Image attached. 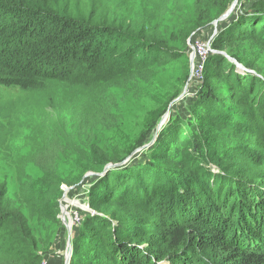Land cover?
Wrapping results in <instances>:
<instances>
[{"label":"trees","instance_id":"obj_1","mask_svg":"<svg viewBox=\"0 0 264 264\" xmlns=\"http://www.w3.org/2000/svg\"><path fill=\"white\" fill-rule=\"evenodd\" d=\"M231 1L0 0V89L31 98L0 123L6 135L15 128L8 159L0 149V264L40 263L37 250L55 244L61 225L60 187L72 183L64 165H85L88 154L111 162L96 132L122 120L115 90L188 59V37ZM173 15L193 17L178 50L162 31ZM243 44L264 52V0L219 22L212 41L255 73L213 53L204 67L209 90L187 106L190 119L172 113L146 161L92 176L84 191L95 215L80 212L71 264H264V76L241 55ZM80 238L85 251L74 261Z\"/></svg>","mask_w":264,"mask_h":264},{"label":"rangeland","instance_id":"obj_2","mask_svg":"<svg viewBox=\"0 0 264 264\" xmlns=\"http://www.w3.org/2000/svg\"><path fill=\"white\" fill-rule=\"evenodd\" d=\"M247 1L248 0H237L231 14L243 11ZM233 2L234 0L231 1L230 5ZM221 16L222 15L219 17ZM163 21V33H166L170 37L171 47L173 46L178 50L182 44V34H180L179 31L182 30L184 26L192 24L193 17L188 15L186 21L178 22L175 19V15H173L172 17H166ZM213 21L214 20H212L210 26L204 29L199 35L194 34L193 32L186 40L188 59L178 58L173 61L170 60L166 63H162L163 65H156L153 74L149 79L145 81L136 80L135 83L133 82L128 86L126 91H121L120 89L115 90V93L119 97V106L121 108L120 115H122V120L116 127L108 130L109 132L107 133L96 132V137L104 136L103 145L101 146L103 147L104 153H106V157L111 158V162L108 164L114 165L120 162L123 164L118 167H126L141 163L144 160L146 161V150L155 145L159 134L158 132L163 125L164 127L166 126L168 120L171 119L169 116L172 113L173 115H178L174 118H180L182 121L190 119L191 113L190 109H186L187 106L191 101L200 96L203 87H205V90H209V87L204 85L206 83V73L204 68L206 61L216 53H225L224 51H215L212 48V41L216 35V33L215 35L212 34ZM194 35H197V37H194L193 40H190V43H188V40L190 38L192 39V36ZM190 46L193 49L194 57L190 53ZM243 46L244 47H241L240 49L241 55L246 61L255 64V66L261 71V75L257 72L256 73L263 77L264 52L259 51L255 46L252 47V45L248 46L243 44ZM225 54L229 56L227 53ZM237 63L246 69L242 63L238 61ZM30 99L31 98L24 91L19 93L12 91L8 93L0 89V123L3 122L5 117L12 118L13 115L17 114L16 111L22 109ZM170 108L172 109L170 110ZM166 115H168V117ZM163 117H167V120L157 131V126ZM16 126L19 128L18 124ZM14 132L15 128L10 130L9 135H6V131L2 130V127L0 130V133H2L3 136L0 139V149L3 150L4 153H2V155H4L6 159H8L6 153L12 142V137L10 135H13ZM165 142H168V139L162 138L159 148L165 145ZM142 143L143 145L139 146ZM84 164L85 165H78L76 163L65 164L63 170V175L69 177L72 183L69 184L71 186L68 184L61 185L60 190L62 191V196L59 200V205L61 204L62 206L64 219L65 222H67L68 228L70 227V220L65 211H68L71 216L72 225L71 228H69V234H71V236L74 229L80 228V233L84 230L83 224L85 221L83 222L84 215L80 213L81 211L95 215V211H93L88 205V192L86 193L84 190L88 183L90 184L93 182L94 177L92 178V176L100 174L97 173L99 172L98 170L102 167L104 169V167L108 165H101L100 163L96 164L95 161L91 160V155L89 154L88 161ZM1 166L5 167V164H2ZM2 167H0V171L3 169ZM26 173L33 176L34 179L39 177V171L31 165L26 168ZM0 175L3 176L1 172ZM90 178H92V180L88 181L87 179ZM8 181V186L12 185L13 188H15L14 183H12L14 180L11 176ZM71 201H73L74 204ZM84 206L88 207L91 212L84 210ZM58 215L61 224L59 225V229H61L62 226L63 232L58 233V229L55 239L56 229L52 227L54 232L53 235L51 234V240L55 239L56 246H54V244L50 246L41 245L39 247L37 253L42 255L39 264H65L67 242L70 240L71 244L72 237L70 236L69 239L66 227L62 223L60 207ZM78 242L81 244L79 245L81 247L79 252L80 255L77 258L74 256V261L83 256V252L85 251L86 239L80 238ZM70 254L71 262L72 256L75 255L74 251L72 254V246ZM70 262L69 264H71Z\"/></svg>","mask_w":264,"mask_h":264},{"label":"water","instance_id":"obj_3","mask_svg":"<svg viewBox=\"0 0 264 264\" xmlns=\"http://www.w3.org/2000/svg\"><path fill=\"white\" fill-rule=\"evenodd\" d=\"M237 3V0H234V2L230 5V8L226 11V13H224V15H222L221 17H219L218 19L214 20L212 22V25H213V35H215L216 33V26L219 22H222V21H225L227 20L230 16H231V12L234 8V6L236 5ZM190 40L191 38L188 40V43H190ZM190 48L192 49V47L190 46ZM220 54L224 55L231 63L235 64L236 66V70L239 71V72H248V73H254L253 71H249V70H246L244 69L240 64L237 63V61L235 59H231L229 56H227L225 53H222V52H219ZM192 56L194 57V54L193 52L191 53ZM168 117V115H166ZM167 117H163L161 119V121L159 122L158 126H157V131L159 130V128L162 126L163 123L166 122L167 120ZM123 163H117L115 165H112V164H108L104 167L102 173L98 174L100 176H103L105 172H107L108 170L110 169H113V168H117L118 166L122 165ZM59 207L61 208V219H62V223L64 224V226L66 227V230H67V235L69 234V228L67 227V222H65V219H64V215H63V211H62V206L61 204L59 205ZM84 210L88 211V212H91L90 209L86 206H84ZM70 236L71 234H69V239H70ZM67 252H66V259H65V264H69L70 262V257H71V244H70V240H68L67 242Z\"/></svg>","mask_w":264,"mask_h":264},{"label":"bare ground","instance_id":"obj_4","mask_svg":"<svg viewBox=\"0 0 264 264\" xmlns=\"http://www.w3.org/2000/svg\"><path fill=\"white\" fill-rule=\"evenodd\" d=\"M193 52V49H191L190 48V53H192ZM71 191V190H70ZM67 193V192H66ZM73 204H74V202L73 201H71ZM65 213H66V215H68V218H69V220H70V223H69V225H70V227L69 228H71V225H72V219H71V216L69 215V213H68V211H65ZM71 230V229H70ZM70 233V232H69ZM66 248H67V246H66ZM67 250V249H66Z\"/></svg>","mask_w":264,"mask_h":264}]
</instances>
